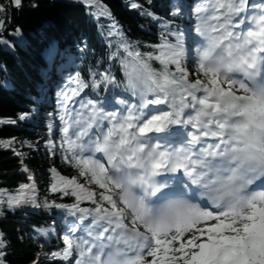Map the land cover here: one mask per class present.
Wrapping results in <instances>:
<instances>
[{"label": "snow or ice", "instance_id": "6c2138e0", "mask_svg": "<svg viewBox=\"0 0 264 264\" xmlns=\"http://www.w3.org/2000/svg\"><path fill=\"white\" fill-rule=\"evenodd\" d=\"M80 2L111 17L100 0ZM6 4L19 10L24 0ZM8 11L0 4V32ZM194 14L193 72L185 64L183 31L169 33L174 42L162 36L153 51L141 52L113 23L108 35L116 50L109 59L118 58L124 82L110 70L98 79L91 72L90 83L70 78L74 86L57 94L60 142L49 139L47 146L77 175L52 169L49 190L74 202L38 203L34 182L0 189V217L31 206L75 218L64 247L44 252L40 245L30 264H264V0H200ZM88 88H122L137 99H117L111 111L101 98L71 108ZM174 129L179 138H172ZM14 141L0 140V147ZM21 166L29 172L23 160ZM85 201L91 207H81ZM8 246L0 231V264H7Z\"/></svg>", "mask_w": 264, "mask_h": 264}, {"label": "trees", "instance_id": "16d2710c", "mask_svg": "<svg viewBox=\"0 0 264 264\" xmlns=\"http://www.w3.org/2000/svg\"><path fill=\"white\" fill-rule=\"evenodd\" d=\"M33 3L37 7H31ZM132 3L141 7L134 9L130 6ZM0 4L9 9L6 15L10 18L5 30L0 32V40L6 42H0V120L16 121L0 123V140L15 138L11 148L0 147V189L12 192L21 184L34 182L38 203L47 200L71 204L73 197L49 190L52 169L69 178L77 175L76 169L65 163L59 151L52 155L47 146L49 139L57 146L60 142L62 125L53 118L54 112L60 109L57 87L58 84L68 85V89L73 87L70 78L77 76L90 83L91 72H96L98 79L106 70L124 82L118 58L109 59L116 50L115 37L108 35L112 25L95 14L97 8L80 0H24V7L14 11L6 0H0ZM100 4L109 9L112 21L141 52L153 51V45L162 43V36L174 42V37L169 35L171 32L183 31L186 40L191 29L192 22L183 14V5H190L191 0H178V4H173V0H100ZM146 11L156 18L141 14ZM110 40L112 47H109ZM64 54L72 57L74 65L60 75L54 66L64 64L61 60ZM153 67L159 68V62L153 61ZM188 68L194 71L193 65ZM47 74L53 75L55 88L51 90V99L42 100L41 90L47 82ZM81 95L87 99L101 98L105 102L107 98L119 96L128 99L129 94L122 88L95 92L88 88ZM23 113H30L31 120H20ZM14 152L22 155L17 157ZM21 160L29 172L21 171ZM79 179L83 183V178ZM80 206L91 204L85 201ZM56 217V207L5 210V215L0 217V231L5 233L9 245L5 257L7 264H30L41 251L40 245L44 252L63 248L62 237L69 224L63 222V234L56 237ZM39 229L47 230V237L39 235ZM21 236L23 241L18 239Z\"/></svg>", "mask_w": 264, "mask_h": 264}, {"label": "rangeland", "instance_id": "374dc122", "mask_svg": "<svg viewBox=\"0 0 264 264\" xmlns=\"http://www.w3.org/2000/svg\"><path fill=\"white\" fill-rule=\"evenodd\" d=\"M200 2V0H196V4L197 3H199ZM173 3L174 4H176L177 3V1L176 0H173ZM189 57H191V54L189 53V51H188V55H187V57H186V60H185V64H186V66H187V64H189L190 62H192L191 61V59L189 58ZM65 58H67V62H69V57H65ZM190 59V61H188ZM46 97V96H45ZM76 99V101H77V103H75V104H72V105H70V107L71 108H73V109H78L79 108V101H81V100H83V99H81V98H79V99H77V98H75ZM117 105V104H116ZM117 106H119V105H117ZM25 120H31V117L29 116L27 119H25ZM25 207H30L31 208V206H25ZM37 209V208H36Z\"/></svg>", "mask_w": 264, "mask_h": 264}, {"label": "bare ground", "instance_id": "6f19581e", "mask_svg": "<svg viewBox=\"0 0 264 264\" xmlns=\"http://www.w3.org/2000/svg\"><path fill=\"white\" fill-rule=\"evenodd\" d=\"M189 130V129H188ZM171 135H173V134H171ZM181 134H178V135H176L177 137H179Z\"/></svg>", "mask_w": 264, "mask_h": 264}]
</instances>
